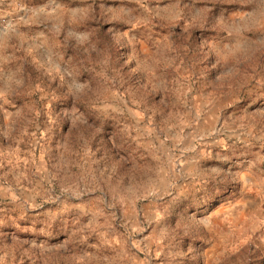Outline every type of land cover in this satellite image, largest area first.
Here are the masks:
<instances>
[{
	"label": "rangeland",
	"instance_id": "1",
	"mask_svg": "<svg viewBox=\"0 0 264 264\" xmlns=\"http://www.w3.org/2000/svg\"><path fill=\"white\" fill-rule=\"evenodd\" d=\"M0 264H264V0H0Z\"/></svg>",
	"mask_w": 264,
	"mask_h": 264
}]
</instances>
